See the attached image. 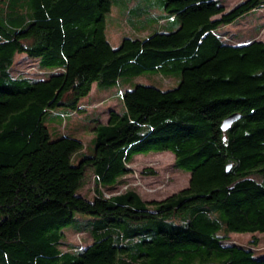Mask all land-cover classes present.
I'll return each mask as SVG.
<instances>
[{
	"label": "trees",
	"instance_id": "1",
	"mask_svg": "<svg viewBox=\"0 0 264 264\" xmlns=\"http://www.w3.org/2000/svg\"><path fill=\"white\" fill-rule=\"evenodd\" d=\"M114 7L134 29L164 24L112 45ZM263 8L264 0L229 10L219 0H0V264H264L255 248L225 243L231 233L264 234V42L231 45L219 32ZM18 55L37 60L44 78L14 76ZM157 75L176 86L122 92V112L91 128L92 153L71 134L51 137L45 121L85 114L93 86ZM232 114L240 118L223 131ZM149 152L172 154L188 186L160 201L132 189L103 196ZM87 170L91 200L79 192ZM67 230L91 243L63 250Z\"/></svg>",
	"mask_w": 264,
	"mask_h": 264
},
{
	"label": "rangeland",
	"instance_id": "2",
	"mask_svg": "<svg viewBox=\"0 0 264 264\" xmlns=\"http://www.w3.org/2000/svg\"><path fill=\"white\" fill-rule=\"evenodd\" d=\"M243 0H219L226 10L233 8ZM132 6V4L130 5ZM161 13L157 10L151 11V16L158 17ZM127 12L119 7H114L108 16L106 34L112 45H117L124 37L143 38L153 31H159L164 24L163 20L157 23L146 25L144 29L138 30L130 27L126 23ZM225 35L226 43L231 45L244 44L251 39L264 42V8L245 15L237 22L222 27L219 31ZM228 39V42H227ZM13 75L20 73L24 77L31 79H42L44 75L38 68L37 60L18 55L15 58ZM152 85L159 89L166 90L176 86V80L170 77L147 76L136 77L129 83L121 84L119 87L107 91L97 90L92 87L91 93L81 102L85 109V114H69L63 118L62 123H51L50 119L45 121L51 137L58 133L71 134L82 141L87 153H92L93 130L92 126L106 124L111 111L120 113L123 110L121 93L129 89L132 85ZM84 149V150H85ZM129 172L121 179L113 190L101 189L104 197L125 192L128 189L136 191L144 201H160L166 197L186 188L189 184L190 175L177 169L174 165V157L169 152L155 153L149 152L146 155H136L127 165ZM95 182L92 172L87 170L84 179V186L80 189V194L91 200L95 194ZM99 188V187H98ZM100 189V188H99ZM66 238L61 248L84 249L91 243L90 236L85 232L67 230ZM256 239L257 244L252 246V241ZM227 244H235L254 249V255L264 258V234H236L228 235ZM73 247V248H72Z\"/></svg>",
	"mask_w": 264,
	"mask_h": 264
},
{
	"label": "water",
	"instance_id": "3",
	"mask_svg": "<svg viewBox=\"0 0 264 264\" xmlns=\"http://www.w3.org/2000/svg\"><path fill=\"white\" fill-rule=\"evenodd\" d=\"M240 118L238 114H232L229 117H227L221 125V129L223 131H226L235 121H237Z\"/></svg>",
	"mask_w": 264,
	"mask_h": 264
},
{
	"label": "built area",
	"instance_id": "4",
	"mask_svg": "<svg viewBox=\"0 0 264 264\" xmlns=\"http://www.w3.org/2000/svg\"><path fill=\"white\" fill-rule=\"evenodd\" d=\"M20 74V73H19Z\"/></svg>",
	"mask_w": 264,
	"mask_h": 264
}]
</instances>
